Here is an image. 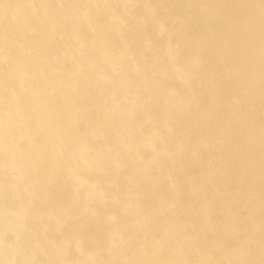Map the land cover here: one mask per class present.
I'll return each instance as SVG.
<instances>
[{
    "label": "bare ground",
    "instance_id": "1",
    "mask_svg": "<svg viewBox=\"0 0 264 264\" xmlns=\"http://www.w3.org/2000/svg\"><path fill=\"white\" fill-rule=\"evenodd\" d=\"M0 264H264V0H0Z\"/></svg>",
    "mask_w": 264,
    "mask_h": 264
}]
</instances>
